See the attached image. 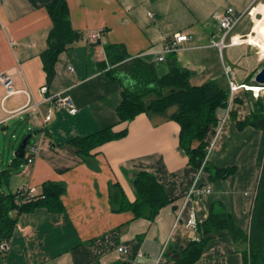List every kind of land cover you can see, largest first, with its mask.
I'll return each instance as SVG.
<instances>
[{
	"label": "crops",
	"instance_id": "obj_1",
	"mask_svg": "<svg viewBox=\"0 0 264 264\" xmlns=\"http://www.w3.org/2000/svg\"><path fill=\"white\" fill-rule=\"evenodd\" d=\"M54 1L0 0V73L10 74L18 91L3 101L5 88L0 85V130L7 138L13 127L25 128L27 136L32 135L26 152L44 142L32 164L11 166L19 147L14 148L13 141L21 143L27 137L20 141L12 135V158L0 166V173L9 169L12 173L0 190L16 194L30 187L41 194L48 182L62 183L66 189L61 198L63 212L38 208L18 217L10 249L0 257V264H176L178 254L193 237L201 238L200 228L194 234L185 230L190 208L195 207L200 227L208 219L210 206L217 202L223 203L235 225L248 233L261 173L258 159L263 132L254 127L240 131L237 121L252 112L258 97H252L251 92H260L255 77L264 66V56L253 45L264 52V18L254 28L257 34V25L261 27L258 39L253 34L247 43L230 44L222 55L211 41L220 38L215 15L232 8L246 16L259 0H66L72 26L81 39L60 55L55 79L48 86L41 55L52 28L46 8ZM259 6L264 9L263 4ZM238 27L230 37H244ZM95 33H101L99 40L91 38ZM181 33L190 35L191 40L157 63L167 41ZM109 45L123 46L131 58L155 63L159 76L167 74L176 60L193 73L189 80L193 87L218 81L228 88L225 66L234 69L237 85H254L239 90L231 119L220 135L217 137L218 126H211L205 137L207 145L215 142L208 157L210 165L236 167V173L227 180L211 182L203 172L199 187L209 186L211 193L188 203L178 223V211L199 170L180 149L181 128L171 119L176 108L165 114L143 113L132 122L119 123L117 107L123 88L107 76L110 66L105 47ZM45 86L48 92L42 95ZM24 92L30 93V100ZM57 94L72 99L75 114L55 108L48 99ZM29 101L31 107L38 106L17 114ZM50 111L51 119L45 121ZM109 127L115 133L127 130V136L96 148L85 161L69 143ZM4 150L7 152L6 147ZM125 171L154 175L173 201L155 221L134 220L131 212H115L119 193L111 191L112 184L121 187L129 203L136 200ZM111 193L116 199L114 206ZM121 247L127 253H120ZM246 249L227 232L217 233L195 264H244ZM140 253L145 257H139Z\"/></svg>",
	"mask_w": 264,
	"mask_h": 264
},
{
	"label": "trees",
	"instance_id": "obj_2",
	"mask_svg": "<svg viewBox=\"0 0 264 264\" xmlns=\"http://www.w3.org/2000/svg\"><path fill=\"white\" fill-rule=\"evenodd\" d=\"M52 28L48 36L47 49L42 53L41 60L47 77V85L55 79V67L62 53L81 39V33L74 30L70 11L66 0H55L46 8ZM107 60L110 66L107 76L117 81L122 91V101L117 107L119 123L132 122L140 114H165L176 108L171 119L181 128L180 149L188 156L189 163L209 175L211 182L227 180L236 173V167L224 169L215 168L208 160V147L205 137L211 126L219 125V115L226 111L229 100L228 88H223L218 81H211L200 87L191 86L189 80L192 72L181 67L176 60L169 72L159 76L156 64L141 57L131 58L123 46L109 45L105 47ZM247 82L251 83V79ZM254 86V85H250ZM256 86V85H255ZM237 98L235 102H237ZM240 131L247 127L262 130L263 138L259 153L258 164L260 179L257 195L251 215V228L247 233L237 227L232 215L223 203H213L210 206L209 216L201 225V238L192 241L188 247L178 254L176 264H195L201 257L212 236L227 232L236 244L245 245L243 251L244 264H264V99L259 97L253 104L251 114L243 121H237ZM127 136V130L115 133L113 127L106 128L84 138L72 139L78 156L87 160L96 148ZM198 143V146H194ZM203 161L200 167L199 162ZM27 163L26 158H14V164ZM11 170L0 173V188L6 184ZM136 200L129 203L121 187L111 185V191L117 190L119 208L115 212H131L134 220L145 219L155 221L161 210L172 204L165 188L157 181L154 175L148 172L129 173L125 171ZM65 186L59 182H48L43 185L42 193L35 200L23 203V193H4L0 190V246L10 243L18 217L32 213L38 208H46L52 213L64 211L62 196ZM113 206L116 199L111 193ZM0 253V257H1ZM113 264H131L124 261Z\"/></svg>",
	"mask_w": 264,
	"mask_h": 264
},
{
	"label": "built area",
	"instance_id": "obj_3",
	"mask_svg": "<svg viewBox=\"0 0 264 264\" xmlns=\"http://www.w3.org/2000/svg\"><path fill=\"white\" fill-rule=\"evenodd\" d=\"M251 15V14H250ZM245 17V14H237L234 9L229 8L227 9V12L225 14H217L215 15V20L218 23V32L220 33V38L218 40H212L211 44L216 47L219 52L222 55V52L230 45V44H239L242 41H239V43H236L234 41L233 37H230L232 31L242 22L243 18ZM93 39L99 40L101 38V33H95L92 35ZM191 40L190 35L186 33L176 34L172 40L167 41L164 51L160 57L156 59L157 63H162L165 61V55L172 54L177 52L184 43ZM240 40V39H239ZM230 41V42H229ZM224 75L228 84V90H229V100H228V106L226 111L219 116L218 121V129H217V137L220 135V133L223 131L225 126L229 123L231 119V106L235 102V99L238 95V92L240 89L248 90V86L245 85H237L235 83V71L233 68L229 66L224 67ZM0 85H2L5 88V96L3 98V101L15 94L18 93V91L14 88L13 81L11 78V75L8 73H0ZM264 90V87L261 88ZM41 94L46 95L48 92V87L41 88ZM30 100V93L24 92ZM259 93H254L255 97H259ZM50 101L54 103L55 108H65L67 109L71 114L76 113V108L74 107L73 101L70 97L64 95V94H57L52 97H49ZM30 101L27 106H25L23 109L17 112V114H20L21 112L25 111L27 108H35L38 106V104H35L33 107L30 106ZM16 114V113H15ZM52 112L50 111L45 119V121H49L51 119ZM44 142H40L38 147L30 148L29 151L26 152V159L28 164H32L34 161V158L37 155L38 150L42 147ZM215 142L211 143L208 147V155L206 158V161L208 160L209 154L214 148ZM203 173V168L199 170L198 177L190 189V191L187 193V195L184 198V202L182 206L180 207L178 211L177 216V223L181 220L182 215L188 205V203H191L195 198L207 195L211 193V187L207 186L205 188L199 187V180ZM19 192L23 193L24 199L23 203L27 201L35 200L40 194H37L36 190L34 188L30 187H23L19 190ZM190 218L185 223V230L191 234H194L197 232L199 228V220L197 218L196 209L195 207L190 208ZM177 225V224H176ZM194 241H197L198 239L196 237H193ZM10 249V243H3L0 246V253L1 255H6ZM120 253H127V250L125 247H121L119 249ZM139 257L143 258L145 257L144 254L140 253L138 255Z\"/></svg>",
	"mask_w": 264,
	"mask_h": 264
},
{
	"label": "rangeland",
	"instance_id": "obj_4",
	"mask_svg": "<svg viewBox=\"0 0 264 264\" xmlns=\"http://www.w3.org/2000/svg\"><path fill=\"white\" fill-rule=\"evenodd\" d=\"M263 4L264 5V0H259V2L255 5V9H251V11H249L246 16L243 18L242 22L237 26L238 27V30H241L243 31V34H244V37H242L240 39V41H243L246 43V41L250 38L251 35L254 34V28L257 24V21H261L263 18H264V9L262 8V6H259ZM259 13V14H258ZM251 14V16H250ZM253 14V16H252ZM261 15V16H259ZM255 20V22H254ZM261 24H264V21L261 23ZM260 25H257V29L256 32L258 35H260V29L261 27H258ZM260 28V29H258ZM257 34H254L253 35V38H256V35ZM258 39V38H256ZM258 45V44H257ZM255 47L256 51L260 54L261 52V55L264 56V52H262V50L256 46V44L253 46ZM248 87H250V85H247ZM253 88H256V87H253ZM259 88V87H257ZM252 93V97H254V93L255 92H251ZM259 93V97H262L264 99V90L262 92H257ZM258 97V98H259ZM257 98V97H256ZM13 127V126H12ZM13 134H16L18 136V138L20 139V141L23 139L24 136H27L28 133H27V130L25 128H21V126H16V127H13V130L10 131V133L8 134V137L5 138V134L2 130H0V153L2 154L0 156V166H2L3 164L5 165L6 163H8V160H9V157L12 158V152L10 153L9 150L11 149V142H12V135ZM19 140L17 141H13V147H17L19 146ZM6 147L7 149V152H5L4 148ZM13 150V149H12ZM4 161V162H2ZM5 186V185H3ZM1 189V188H0Z\"/></svg>",
	"mask_w": 264,
	"mask_h": 264
},
{
	"label": "water",
	"instance_id": "obj_5",
	"mask_svg": "<svg viewBox=\"0 0 264 264\" xmlns=\"http://www.w3.org/2000/svg\"><path fill=\"white\" fill-rule=\"evenodd\" d=\"M255 83L257 84L256 87H259V88L264 87V66L256 75ZM31 137H32V135H29L21 141V143H20V145H19V147L15 153L16 158H19V159L25 158L26 149H27V146H28V143H29ZM202 165H203V161H200L199 166L201 167Z\"/></svg>",
	"mask_w": 264,
	"mask_h": 264
},
{
	"label": "bare ground",
	"instance_id": "obj_6",
	"mask_svg": "<svg viewBox=\"0 0 264 264\" xmlns=\"http://www.w3.org/2000/svg\"><path fill=\"white\" fill-rule=\"evenodd\" d=\"M258 36H259V35L257 34V35H256V38H258ZM234 41H235L236 43H239L240 40H239V39H234ZM247 42H248V41H246V43H247ZM253 46H254V45H253ZM248 89H249V88H248ZM262 91H263V89L260 88V92H262Z\"/></svg>",
	"mask_w": 264,
	"mask_h": 264
}]
</instances>
